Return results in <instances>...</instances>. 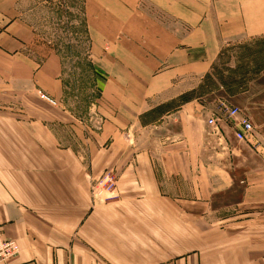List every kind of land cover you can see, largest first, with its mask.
<instances>
[{"label":"crops","instance_id":"obj_1","mask_svg":"<svg viewBox=\"0 0 264 264\" xmlns=\"http://www.w3.org/2000/svg\"><path fill=\"white\" fill-rule=\"evenodd\" d=\"M31 11L0 0V236L19 246L1 264H264L263 104L206 86L230 47L264 76V0H86L103 78L82 107ZM106 172L115 187L95 197Z\"/></svg>","mask_w":264,"mask_h":264},{"label":"rangeland","instance_id":"obj_2","mask_svg":"<svg viewBox=\"0 0 264 264\" xmlns=\"http://www.w3.org/2000/svg\"><path fill=\"white\" fill-rule=\"evenodd\" d=\"M29 2L32 10L29 21L36 30L39 45L55 49L61 55L65 83L69 92L76 95L81 107L88 106L92 99L94 105H96L95 100L101 96L98 84H101L103 76L96 71L89 60L91 36L85 24L86 0H29ZM144 7L149 13L165 19L164 15L151 5L145 3ZM241 49V46L230 47L226 51L219 63L218 70L213 72L216 74L214 79L207 81V90L209 88L213 89L215 85L216 87L229 85L228 94L235 96L241 94V92L232 93V91H237L238 87L242 85L247 86L249 92L242 93L243 98L241 100H245L246 103H250L252 100L262 103L263 108L259 107L255 113L257 114V120L264 122V76H255L253 73L252 66L258 62L254 50L247 49L252 56L249 60L248 58L242 59L245 55H239L244 53ZM239 58L242 60H239ZM190 86L196 88L197 85L191 82ZM233 86L235 87L231 89L230 87ZM199 95L203 94L196 89L190 93L191 98ZM217 95L226 96L221 92ZM165 111V109H153L149 118L156 119L163 115ZM173 129H176V127L174 126ZM142 130L143 134L141 135H144L143 137L147 138L149 133L150 136H153L151 135L153 134L150 131L151 128ZM157 132L158 135H162L166 131L161 129Z\"/></svg>","mask_w":264,"mask_h":264},{"label":"built area","instance_id":"obj_3","mask_svg":"<svg viewBox=\"0 0 264 264\" xmlns=\"http://www.w3.org/2000/svg\"><path fill=\"white\" fill-rule=\"evenodd\" d=\"M41 100L48 102L51 105H57L56 101L44 92H38ZM229 118L233 120L235 126V137L238 141H247L254 133V126L248 118L241 116L238 109L230 110ZM216 132L219 130L218 122L214 119L208 121ZM115 187V179L111 172H106L101 179L96 180L92 186V191L95 197L99 196L103 191H111ZM19 253V246L13 240H6L0 236V264L7 263Z\"/></svg>","mask_w":264,"mask_h":264}]
</instances>
